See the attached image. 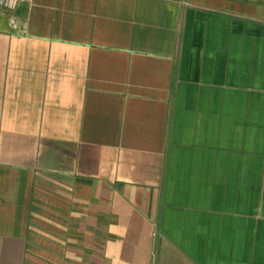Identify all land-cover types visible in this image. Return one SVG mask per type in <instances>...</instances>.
Segmentation results:
<instances>
[{"label": "crops", "instance_id": "1", "mask_svg": "<svg viewBox=\"0 0 264 264\" xmlns=\"http://www.w3.org/2000/svg\"><path fill=\"white\" fill-rule=\"evenodd\" d=\"M0 264H264V0L0 8Z\"/></svg>", "mask_w": 264, "mask_h": 264}, {"label": "built area", "instance_id": "2", "mask_svg": "<svg viewBox=\"0 0 264 264\" xmlns=\"http://www.w3.org/2000/svg\"><path fill=\"white\" fill-rule=\"evenodd\" d=\"M23 0H0V8L15 10Z\"/></svg>", "mask_w": 264, "mask_h": 264}]
</instances>
